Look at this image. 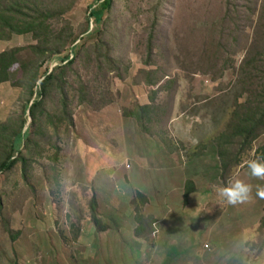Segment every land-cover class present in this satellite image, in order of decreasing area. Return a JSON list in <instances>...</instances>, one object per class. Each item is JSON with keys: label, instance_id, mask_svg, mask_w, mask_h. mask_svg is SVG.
I'll list each match as a JSON object with an SVG mask.
<instances>
[{"label": "rangeland", "instance_id": "374dc122", "mask_svg": "<svg viewBox=\"0 0 264 264\" xmlns=\"http://www.w3.org/2000/svg\"><path fill=\"white\" fill-rule=\"evenodd\" d=\"M0 1L3 9L25 4L31 16L67 10L52 22L54 40L67 29L82 34L42 67V73L51 72L68 54L76 61L63 63L59 73L68 81L74 123L69 133L47 125L45 116L32 125L29 112L23 114L24 89L0 85V129L11 118L26 121L25 130L32 129L31 139L39 143L27 179L21 164L0 173V264H264V243L257 236L264 199L256 195L264 179L243 165L233 181L250 185L253 201L225 203L217 195L224 183L215 148L228 110L254 107L264 91V30L256 32L264 22V0H231L229 8L228 0H115L105 27L89 22L99 0ZM216 22L217 41L225 30L217 54V43H205L206 29ZM9 38L0 40V53L27 50L22 62L41 43L35 34ZM107 53L115 59L113 68L103 57ZM256 55L261 63L252 70L257 78L251 85L243 70ZM21 68L15 67L14 84L24 76ZM147 71L160 81L149 85ZM171 80L176 82L169 89ZM150 105L160 108L161 119L147 135L126 115ZM61 109L59 95L46 99V112L57 115ZM263 155L264 135L248 159ZM190 181L194 192L185 204ZM95 197L101 229L92 216ZM135 203L146 225L154 221L150 241L136 236Z\"/></svg>", "mask_w": 264, "mask_h": 264}, {"label": "trees", "instance_id": "16d2710c", "mask_svg": "<svg viewBox=\"0 0 264 264\" xmlns=\"http://www.w3.org/2000/svg\"><path fill=\"white\" fill-rule=\"evenodd\" d=\"M8 3L10 2L8 1ZM2 5L3 2L0 1V40L6 41V38L9 40L10 35L23 36L35 34L37 38L41 40V43L39 46L28 49L30 52L27 54L29 58L27 62H22L20 60L21 55L27 50L23 51V49L17 48L0 53V85L12 83L13 86L24 89L26 94V106L24 107L25 110L23 114L29 112L33 121L32 125L40 123L42 117L45 116L47 118V125H56L57 127L63 126L67 133H69L74 127V123L71 116L69 99L65 92L68 81L60 78L59 73L63 63L75 64L76 61L73 60L74 58L72 59L71 54H68L63 57L61 65L53 68L51 72L45 70V72L42 73V67L48 60L54 59V57L62 54L68 47H71L69 45H73L74 47L82 34L77 35L71 29H67V32H61L57 40H54V37L56 35L58 36V34L54 31L52 22L59 20L67 10H63L61 13L58 12V9L53 11L48 10V13L36 11V14L31 16L24 12L31 11L25 4H10L6 9H3ZM226 6H228V8L231 6V0L226 2ZM114 8L115 0H99L98 8L90 9L89 22L93 23L94 20L98 26H107L111 21L110 15L113 13ZM228 11L230 12V9ZM229 15L230 13L224 22L229 18ZM261 17H264V7ZM263 23V21L262 23L260 22L256 31L257 33H261L264 30ZM217 25L218 22L213 23L212 30L206 29L209 33L207 35L208 38L205 40L207 46H215L217 43L216 54L218 50L223 47L222 38L225 33V30L222 29L218 37L219 41H217L215 38L217 33L216 30L219 28ZM90 27L91 26H89V28ZM66 36L67 39H65ZM152 42L153 35H150L148 46L149 59H151ZM99 47L95 49L100 58L101 53L99 52ZM103 57L106 60V64L110 68H113L112 65L115 64V59L111 58L108 53ZM255 57L254 59H251V56L249 57L243 70L246 74L251 76L249 78L251 85H254L255 82L252 78H257V75L253 74L252 70L259 71L258 66L261 63L259 60L260 57L257 55ZM97 61L101 64L100 60ZM18 65L22 67L21 70L24 76L21 80L16 81L17 84H14V79L16 78L14 70ZM145 74L153 78L149 79V85L155 84L157 83L155 81L159 80L152 71H147ZM175 82L176 80L168 82V88L170 89ZM38 83L40 84L39 86ZM81 91L80 100L85 103L87 102V97H89L86 86L83 85V90ZM36 95L37 98L33 100ZM52 95L60 96L62 109L57 115L49 114L44 110L46 99L50 98ZM154 100L155 98L152 99V101ZM240 109L243 112L240 110H228V115L230 117L225 121V128L215 137V148L221 164L220 180L223 181L224 186H227L229 181H233L238 175L239 169L243 167V165H247V162L251 160L248 158L254 150V143L264 135V91L257 97L254 107L246 108L240 106ZM159 111L160 108L158 106L156 108L155 105L145 107L139 106L137 110L128 113L126 116L135 118L142 130L147 135H152L154 130L153 125L159 118ZM9 121L12 122L10 125L4 126V129H0V140L2 139L5 143V145H0V173L5 172L10 174L17 165L21 164L23 178L27 179L29 176V169H32L33 165L37 163L36 157L39 155L35 153V151L39 148V143L31 139L33 134L32 129L30 130L29 128L25 130L26 121H21L20 124L19 122H15L12 118L11 120L9 119ZM24 150L28 152V155L24 154ZM16 155L17 157H15ZM262 160H264V155ZM54 169L56 170V167ZM192 192H194V185L190 181L187 185L184 197L185 204L189 203ZM252 195L253 194L250 193V196ZM140 199L144 201L145 197L140 195ZM250 200L252 199H248L247 201ZM134 208L138 209V203L134 204ZM91 210L94 222L101 229L103 225L97 217L99 205L96 197L91 202ZM137 211L136 221H138L139 228L136 231V236L145 241H150L154 233V229L152 228L154 221L146 225V217L141 216V210L138 209ZM224 231L227 232V230ZM257 232V236L259 237L258 240H260V243H264V209Z\"/></svg>", "mask_w": 264, "mask_h": 264}, {"label": "clouds", "instance_id": "9594fccd", "mask_svg": "<svg viewBox=\"0 0 264 264\" xmlns=\"http://www.w3.org/2000/svg\"><path fill=\"white\" fill-rule=\"evenodd\" d=\"M252 177L264 179V160H250L247 162ZM251 186L241 180L229 181L227 186L217 189V195L229 205L246 202L251 193ZM256 195L264 199V187H258ZM199 201V200H198ZM251 201V200H250ZM199 206L197 207V209ZM228 230V229H227Z\"/></svg>", "mask_w": 264, "mask_h": 264}, {"label": "crops", "instance_id": "0c3cea01", "mask_svg": "<svg viewBox=\"0 0 264 264\" xmlns=\"http://www.w3.org/2000/svg\"><path fill=\"white\" fill-rule=\"evenodd\" d=\"M252 201V200H251Z\"/></svg>", "mask_w": 264, "mask_h": 264}]
</instances>
